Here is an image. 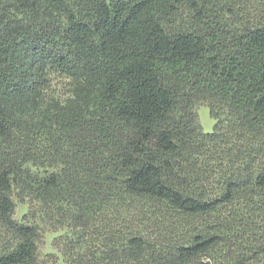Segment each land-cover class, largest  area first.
Masks as SVG:
<instances>
[{"label": "trees", "instance_id": "trees-1", "mask_svg": "<svg viewBox=\"0 0 264 264\" xmlns=\"http://www.w3.org/2000/svg\"><path fill=\"white\" fill-rule=\"evenodd\" d=\"M261 258L264 0H0V264Z\"/></svg>", "mask_w": 264, "mask_h": 264}, {"label": "rangeland", "instance_id": "rangeland-1", "mask_svg": "<svg viewBox=\"0 0 264 264\" xmlns=\"http://www.w3.org/2000/svg\"><path fill=\"white\" fill-rule=\"evenodd\" d=\"M196 112L198 114L199 122L202 126L204 132H210L212 130L213 120L209 117L207 107L205 105L199 104L196 107ZM25 210V206L18 204L15 210V216L19 218L20 214ZM56 235L51 232H43L42 241L38 242V257L39 259H44L46 253H55L50 242L52 237ZM257 264H264V258Z\"/></svg>", "mask_w": 264, "mask_h": 264}]
</instances>
